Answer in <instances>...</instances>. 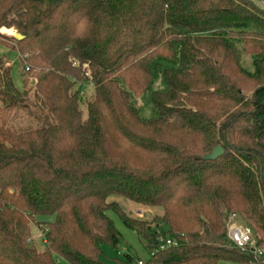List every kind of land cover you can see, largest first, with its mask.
Listing matches in <instances>:
<instances>
[{"label": "trees", "instance_id": "trees-1", "mask_svg": "<svg viewBox=\"0 0 264 264\" xmlns=\"http://www.w3.org/2000/svg\"><path fill=\"white\" fill-rule=\"evenodd\" d=\"M1 27L22 36L0 34L26 70L17 89L0 55V264H107L101 246L121 239L108 211L144 241L143 264H253L226 222L264 244V7L0 0ZM112 195L158 213L129 217Z\"/></svg>", "mask_w": 264, "mask_h": 264}, {"label": "rangeland", "instance_id": "rangeland-1", "mask_svg": "<svg viewBox=\"0 0 264 264\" xmlns=\"http://www.w3.org/2000/svg\"><path fill=\"white\" fill-rule=\"evenodd\" d=\"M258 5L260 0H254ZM3 28V27H1ZM0 28V29H1ZM6 28V27H4ZM13 30V34H6L3 33L0 30V34L6 36V37H15L17 34V30L14 27L7 28ZM4 37L0 36V55L3 57V64L5 66H10V76L12 79V82L14 86L17 89L22 88V77L21 74L24 72L25 65L20 61L19 62V55L16 51V49H12L11 44H9ZM244 63L248 64L249 63V57L246 56L244 57ZM86 69V66L82 67V70L84 71ZM87 75H88V70ZM27 82H26V88L30 89V98L33 95L32 89L34 86V78L32 77L31 74H27ZM81 90L79 91V98H80V110L82 113V118L84 119L86 116V103L92 99L93 96V88L92 85L87 81H83L81 84ZM140 103V100H139ZM26 114V113H24ZM18 116H23V112L19 113ZM108 202H115L117 205H119L124 212L132 218H137L134 214V209L141 207V206H136L134 203L120 197V196H115L112 195L108 197L107 199ZM149 209L148 212L145 213L143 218H137V219H144V220H150L152 215L158 213L157 209ZM107 215L111 218L113 221L115 227L121 234V239L115 248L110 246L109 244H103L101 246V258L102 260L107 263V264H115L117 261H122L124 259V254L130 255L134 259V264L137 263L138 261H141L142 263H145L148 260V254L146 250L144 249V241L140 239L136 233L127 228L121 220L112 212L108 211ZM39 221H50L52 219L51 216H44V217H38L37 218ZM41 227L43 228V225L40 226H35L32 228V239L37 240L41 236ZM58 264H67L64 260L58 259ZM219 264H245L241 262H236V261H221Z\"/></svg>", "mask_w": 264, "mask_h": 264}, {"label": "built area", "instance_id": "built-area-1", "mask_svg": "<svg viewBox=\"0 0 264 264\" xmlns=\"http://www.w3.org/2000/svg\"><path fill=\"white\" fill-rule=\"evenodd\" d=\"M259 4L261 7H264V0H260ZM87 79L91 84L90 77L88 75ZM148 211L149 209L147 208L138 207L134 209V214L137 218H143L145 213ZM42 234L43 232L41 231V236ZM226 235L231 244L236 249L251 256L253 264H264V244L257 243L250 229L239 222L233 215L230 216L226 222ZM172 244L173 243L170 240H166V242L163 243L160 248L162 249ZM137 264L143 263L141 261H138Z\"/></svg>", "mask_w": 264, "mask_h": 264}, {"label": "water", "instance_id": "water-1", "mask_svg": "<svg viewBox=\"0 0 264 264\" xmlns=\"http://www.w3.org/2000/svg\"><path fill=\"white\" fill-rule=\"evenodd\" d=\"M17 39H21L22 36L16 34ZM224 150L220 145H216L207 155L203 156L204 160H215L223 154Z\"/></svg>", "mask_w": 264, "mask_h": 264}, {"label": "bare ground", "instance_id": "bare-ground-1", "mask_svg": "<svg viewBox=\"0 0 264 264\" xmlns=\"http://www.w3.org/2000/svg\"><path fill=\"white\" fill-rule=\"evenodd\" d=\"M0 30H1L3 33H6V34H13V30H11V29L1 28Z\"/></svg>", "mask_w": 264, "mask_h": 264}]
</instances>
